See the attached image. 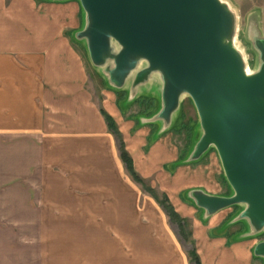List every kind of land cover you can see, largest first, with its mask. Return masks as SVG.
Listing matches in <instances>:
<instances>
[{
	"label": "crops",
	"instance_id": "obj_1",
	"mask_svg": "<svg viewBox=\"0 0 264 264\" xmlns=\"http://www.w3.org/2000/svg\"><path fill=\"white\" fill-rule=\"evenodd\" d=\"M81 27L77 0H0V224H40L34 234L0 232V264H193L192 249L200 264H264L253 254L263 234L247 236L244 221L231 222L241 205L205 216L188 197L192 189L221 196L232 189L215 149L179 161L194 142L185 102L173 117L179 126L163 129L145 122L159 102L149 111L154 102L141 93L123 109L125 90L104 83L96 100L70 36ZM100 107L116 123L138 175L157 181L187 220L189 240L168 215L160 225L153 220L129 230L124 208L132 181L139 182ZM114 201L117 227L108 225L112 216L95 212L97 205L112 210Z\"/></svg>",
	"mask_w": 264,
	"mask_h": 264
},
{
	"label": "water",
	"instance_id": "obj_2",
	"mask_svg": "<svg viewBox=\"0 0 264 264\" xmlns=\"http://www.w3.org/2000/svg\"><path fill=\"white\" fill-rule=\"evenodd\" d=\"M77 1L86 20L74 34L109 87L128 90L131 103L159 77V108L145 122L170 128L182 98L191 99L200 134L181 162L215 149L232 194L192 189L188 197L205 216L241 205L231 222L244 221L247 236L264 233V37L251 38L259 60L251 70L224 0ZM253 254L264 260V239Z\"/></svg>",
	"mask_w": 264,
	"mask_h": 264
},
{
	"label": "rangeland",
	"instance_id": "obj_3",
	"mask_svg": "<svg viewBox=\"0 0 264 264\" xmlns=\"http://www.w3.org/2000/svg\"><path fill=\"white\" fill-rule=\"evenodd\" d=\"M226 1L233 12L236 14V22H237V31L235 37V44L238 49L243 53L247 64L251 70H255L259 64L258 54L256 50L252 46L251 38L255 36V33L264 37V0H224ZM85 13L82 11V27L85 24ZM71 38L77 43V48L80 51L82 59L86 65L88 73L91 75L90 80L88 82V90L93 95H96V100H100L102 98L101 91L106 84L105 78L101 75V67H97L93 65L88 56V52L86 49L85 41L83 39H79L76 34L71 33ZM80 44V45H78ZM105 83V84H104ZM160 86L161 81L156 77H153L144 88H142L143 96L142 99L149 98L152 100L153 105L149 109V111H153L156 108L157 102H159L160 98ZM120 90V89H119ZM129 99V91L125 90L122 95L119 96V106L123 109L127 106V101ZM182 101L185 102V111L186 116L190 117L195 123L192 125V138L195 140L198 138L200 134V127L198 122V115L195 110V107L191 101V99L187 96L182 98ZM181 101V102H182ZM151 102V103H152ZM144 104V103H142ZM150 104H148L149 106ZM139 108L136 107L135 110ZM173 124V120H172ZM175 127L179 126V119L176 123L173 124ZM177 138H185L184 133H180L177 135ZM131 180V179H130ZM153 178L145 179V184L151 188L150 190L159 197L163 198V190L161 185L157 181H153ZM115 197V196H114ZM116 198V197H115ZM101 200L100 197H96V201ZM116 200V199H115ZM114 201L112 210L110 208H105L103 212V207L101 205H97L96 214L100 215H110L112 216V221H109L108 225L112 227H117L121 225L120 216L116 218V215L119 214V211L116 210ZM124 214L128 219V227L130 231H138L144 224L150 225V221H156L157 225H160L163 221V215L165 213L162 206L158 203V201L152 197V193H150L146 188H144L141 184L132 181V185L129 188L128 202L124 208ZM169 221V218L167 216ZM124 220V217H123ZM171 222V221H170ZM102 223V222H97ZM96 225L98 229H100V225ZM174 224V223H173ZM40 224H31L25 226V224H0V232L4 230H18L21 232L28 231L29 233H36L39 229ZM49 226V224H46ZM104 227V223L101 224ZM46 226V227H47ZM175 224L172 227L176 230ZM50 227V226H49ZM140 227V229H139ZM264 236V233H262ZM189 240V238H185ZM56 243H59L57 241Z\"/></svg>",
	"mask_w": 264,
	"mask_h": 264
},
{
	"label": "trees",
	"instance_id": "obj_4",
	"mask_svg": "<svg viewBox=\"0 0 264 264\" xmlns=\"http://www.w3.org/2000/svg\"><path fill=\"white\" fill-rule=\"evenodd\" d=\"M100 112L103 115L109 130L114 135H116V137L118 138V140L120 142V156H121L123 162L125 163L126 168L129 171L130 175L137 182H139L144 188H146L150 193H152V195L154 197H156L158 202L162 205V207L166 211V213L169 216L170 220L172 222H174L175 224H177V226L179 228V231L183 235V237L184 238H189L190 237V230L187 227V220L184 219L183 217H181L180 214L174 209V207L169 202V200H168L166 195H163V198L160 199L159 197H157L153 193L152 190H150L151 188H149L145 184L144 180L138 175V173L135 171V169L133 167L132 158L130 157V155L128 154V152L126 151V149L124 147V142H123V140L121 138V134L118 131V128H117L116 123L114 122L113 118L102 107H100ZM182 159L183 158H181L179 161L181 162ZM189 257H190V261L193 264H200V260H199V257L197 255L195 249H192V250L189 251Z\"/></svg>",
	"mask_w": 264,
	"mask_h": 264
}]
</instances>
